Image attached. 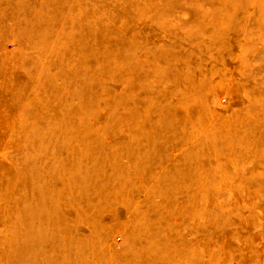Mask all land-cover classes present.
<instances>
[{"label": "rangeland", "instance_id": "obj_1", "mask_svg": "<svg viewBox=\"0 0 264 264\" xmlns=\"http://www.w3.org/2000/svg\"><path fill=\"white\" fill-rule=\"evenodd\" d=\"M0 264H264V0H0Z\"/></svg>", "mask_w": 264, "mask_h": 264}]
</instances>
